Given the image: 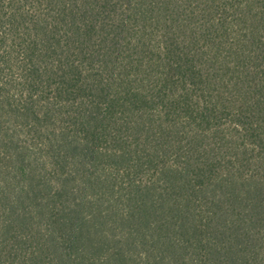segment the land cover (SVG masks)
Masks as SVG:
<instances>
[{
    "label": "trees",
    "instance_id": "obj_1",
    "mask_svg": "<svg viewBox=\"0 0 264 264\" xmlns=\"http://www.w3.org/2000/svg\"><path fill=\"white\" fill-rule=\"evenodd\" d=\"M0 264H264V0H0Z\"/></svg>",
    "mask_w": 264,
    "mask_h": 264
}]
</instances>
